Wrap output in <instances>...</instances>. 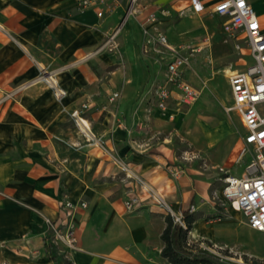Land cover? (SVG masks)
<instances>
[{"label": "crops", "instance_id": "obj_1", "mask_svg": "<svg viewBox=\"0 0 264 264\" xmlns=\"http://www.w3.org/2000/svg\"><path fill=\"white\" fill-rule=\"evenodd\" d=\"M199 1L204 10L197 13L216 18L223 32L226 18L210 13L221 0ZM248 1L264 28V0ZM183 3L104 0L82 10L76 0H0V264H170L160 257L163 244L148 231H152L149 213L159 208L153 200L145 204L132 193L128 199L135 197L140 205L134 210L150 208L127 218L107 195L86 202L80 196L85 184L74 168L64 163L61 150L64 143L83 155L86 165L97 161L99 167L102 149L117 153L136 174L149 179L147 186L160 193L175 212L182 215L189 210L197 193L188 182L182 178L172 189L169 179L154 174L166 172L164 161L155 155L138 161L143 158L133 142L138 120L133 104L142 84L153 86L165 78V69L155 79L149 78L143 30L159 7L181 9ZM100 10L102 16L98 17ZM245 50L249 58L246 67L252 60ZM41 73L54 84L38 82ZM182 74L186 80L184 68ZM28 82L27 88L4 99L12 89ZM56 90L64 95L58 97ZM115 92L119 95L110 102ZM85 105L80 119L88 126L83 129L71 113ZM171 108L174 119L161 116L156 107L154 117L182 123L184 107L175 109L171 103ZM74 124L80 135L71 131ZM228 132L226 123L205 130L208 144ZM92 137L99 147L89 142ZM131 150L138 154L131 156ZM65 202L86 204L73 218L76 249L53 242L51 223L61 222ZM157 213L153 218H158ZM134 223L137 228H132ZM199 223L204 226L202 221L195 226ZM115 224L121 225L120 235L122 232L126 238L119 243L112 234Z\"/></svg>", "mask_w": 264, "mask_h": 264}, {"label": "rangeland", "instance_id": "obj_2", "mask_svg": "<svg viewBox=\"0 0 264 264\" xmlns=\"http://www.w3.org/2000/svg\"><path fill=\"white\" fill-rule=\"evenodd\" d=\"M140 1L151 5L155 0ZM153 15L143 30L142 44L148 60L149 78L161 75L170 59L181 54L186 59V80L198 89L200 96L194 105L182 108V123H169L154 117L153 89L150 82H144L133 104L138 111L133 142L139 154L131 150L130 155L138 154L143 158L138 161H147L149 155L160 157L166 172L160 170L155 175L161 174L169 179L174 190V186L177 187L179 180L184 178L197 193L191 204L194 209L188 210L194 222L186 238L187 247L203 248L228 264H264V234L249 228L246 217L234 205L225 202L222 188V179L227 174L245 173L252 151L249 148L241 155L243 129L238 115L230 109L232 101L227 80L229 71L242 70L249 62L245 46L241 43L240 48L237 47L222 32L216 18L194 13L186 0L181 9L159 7ZM161 38H165V44L160 42ZM222 123L228 126V135L209 145L205 130ZM71 128L72 132L80 135L75 124ZM89 142L99 147L95 138ZM62 145L64 163L74 168L85 184L80 196L86 202L91 203L96 196L107 195L110 202L121 206L124 218L150 208L146 205L139 210L124 211L122 204L132 193L139 195L145 204L150 202L151 196L145 193L147 191H141V186L151 183L148 178L136 174L132 166L124 164L119 154L108 153L101 148L102 165L99 167L97 161L86 165L83 155L64 143ZM175 166L180 167L178 175L171 174ZM80 203L84 202L75 204ZM170 208L172 212L161 207L149 213L152 231H148L154 240H160L167 225L166 216L185 227L181 214ZM156 212L158 218H153ZM198 221L208 229L200 223L195 226ZM135 225L132 224V228H137ZM120 231L121 225L115 224L112 234L117 243L126 239Z\"/></svg>", "mask_w": 264, "mask_h": 264}, {"label": "built area", "instance_id": "obj_3", "mask_svg": "<svg viewBox=\"0 0 264 264\" xmlns=\"http://www.w3.org/2000/svg\"><path fill=\"white\" fill-rule=\"evenodd\" d=\"M103 1L76 0V4L84 10L96 6L98 3L102 4ZM188 1L195 13L204 10L201 1ZM210 13L226 18L222 25L224 34L239 48L243 43L252 60L251 64L244 69L233 71L228 77L233 101L230 109L238 115L241 127L244 129V133L240 137L243 144L241 155L249 148L252 151L244 174L240 176L227 174L223 177V197L229 205H236L238 211L246 217L249 228L264 234V28H261L258 17L253 12L248 0H221L211 8ZM97 16H102L101 10L97 12ZM160 42L165 44V38H161ZM185 64L186 59L181 54H175L165 66L164 80L152 86L156 110L161 116H166L170 120L174 119V113H170L173 110L171 103L175 105V109L190 107L196 103L200 96L199 91L183 78L182 69ZM37 79L38 82L42 81L48 85L54 84L53 79L45 76L44 73H41ZM30 84L31 82H28L12 89L11 92L5 94L4 99L13 97L14 93L27 88ZM55 93L60 98L64 95L60 90H56ZM174 94L177 95L176 98H174ZM118 95L117 92L113 93L110 102ZM82 107L81 110L71 113V117L76 123L78 120L81 121V113L87 108L86 105ZM179 171L180 167L175 166L171 174L178 175ZM144 188L151 196L154 205L172 212L170 205L162 196L147 185ZM124 206H126V210L132 211L140 205L137 199L132 197L125 201ZM61 207L63 208L61 222L51 223L53 242L62 243L69 249H76L77 237H75L73 218L79 207L86 208V204L76 205L65 202ZM193 209L192 205L189 211ZM176 218L180 221V218Z\"/></svg>", "mask_w": 264, "mask_h": 264}, {"label": "trees", "instance_id": "obj_4", "mask_svg": "<svg viewBox=\"0 0 264 264\" xmlns=\"http://www.w3.org/2000/svg\"><path fill=\"white\" fill-rule=\"evenodd\" d=\"M181 216L185 227L175 223L170 216H166L167 225L160 236L163 242L160 257L170 264H228L203 248L186 246L188 231L194 220L188 211L183 212Z\"/></svg>", "mask_w": 264, "mask_h": 264}, {"label": "bare ground", "instance_id": "obj_5", "mask_svg": "<svg viewBox=\"0 0 264 264\" xmlns=\"http://www.w3.org/2000/svg\"><path fill=\"white\" fill-rule=\"evenodd\" d=\"M80 124H81V126H82L83 129H85V127L88 126L87 121H86V122H85V121H83V122L80 121ZM159 194H160V193H159ZM233 205H234V204H233ZM234 206L236 207V205H234ZM236 208H237V207H236ZM239 261H240V260H239Z\"/></svg>", "mask_w": 264, "mask_h": 264}]
</instances>
